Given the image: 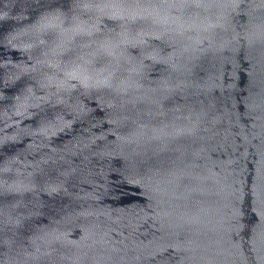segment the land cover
Listing matches in <instances>:
<instances>
[{
  "label": "water",
  "instance_id": "water-1",
  "mask_svg": "<svg viewBox=\"0 0 264 264\" xmlns=\"http://www.w3.org/2000/svg\"><path fill=\"white\" fill-rule=\"evenodd\" d=\"M0 264H264V0H0Z\"/></svg>",
  "mask_w": 264,
  "mask_h": 264
}]
</instances>
